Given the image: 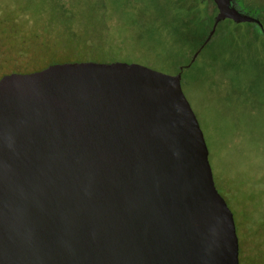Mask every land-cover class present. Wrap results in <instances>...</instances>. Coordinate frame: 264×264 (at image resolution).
<instances>
[{
	"label": "water",
	"instance_id": "obj_1",
	"mask_svg": "<svg viewBox=\"0 0 264 264\" xmlns=\"http://www.w3.org/2000/svg\"><path fill=\"white\" fill-rule=\"evenodd\" d=\"M187 64L59 62L0 78V264H240ZM264 33V29L262 28Z\"/></svg>",
	"mask_w": 264,
	"mask_h": 264
},
{
	"label": "rangeland",
	"instance_id": "obj_2",
	"mask_svg": "<svg viewBox=\"0 0 264 264\" xmlns=\"http://www.w3.org/2000/svg\"><path fill=\"white\" fill-rule=\"evenodd\" d=\"M89 1L93 7L88 13L105 8L99 19L105 48L88 56L101 62H140L175 72L191 58L199 44L195 32L205 26L204 6L190 10L180 0H102V5L100 0ZM0 7V15L5 8L16 16L15 23L24 18L10 0H1ZM247 27L224 20V35L184 70L183 88L204 131L216 186L235 216L240 264H264V38ZM11 39L12 46H20L17 36ZM0 44L5 45L1 37ZM168 44L176 49L169 57L164 52ZM63 45L62 55L75 53ZM33 46L20 60L2 54L0 62L17 58V66L27 67L35 57ZM56 47L45 45L44 50L56 53ZM56 58L52 61H62Z\"/></svg>",
	"mask_w": 264,
	"mask_h": 264
},
{
	"label": "trees",
	"instance_id": "obj_3",
	"mask_svg": "<svg viewBox=\"0 0 264 264\" xmlns=\"http://www.w3.org/2000/svg\"><path fill=\"white\" fill-rule=\"evenodd\" d=\"M10 1L12 2L13 9L25 13L26 16L23 15L24 18L20 17L21 19H19V23H15L14 18H16V16H13L7 9H2V13L0 15V37L2 39V43H5L7 46L5 47V45L2 46V44H0V51L5 49H7V51L8 49L10 50V40H12L11 38H15L17 36L19 39L17 42L20 45L17 47L18 58L20 60V58L24 56L23 54L29 52L32 45H34L33 48H35V57L30 58V63L27 65V68L41 69L44 67L41 66L49 59L52 60L57 56L62 58L61 62L97 61L96 59L91 57L89 58L88 56H92L94 50L96 49L105 48L106 34L100 29L101 26L99 24L100 17H103L105 13L102 0L99 1V4L102 6H100L99 9L97 8V14L94 12H87L91 6L89 0ZM4 2H6V0H4ZM6 4L10 7L8 3ZM94 18H98V20L96 22L92 21ZM206 28L207 21L205 20L204 30L201 31L198 29L195 32L196 36L199 37V44L196 50L203 44L208 35ZM97 30L99 31V34L97 33ZM172 32L173 34L175 33L174 30H172ZM167 33H170V30H167ZM223 35L224 32H221V29L218 30L213 36L211 42H209L203 50L207 46L214 43L218 37ZM30 39H35L37 42L33 43ZM63 44H65L67 48L73 47L75 53L70 54L66 52L67 55H62L61 50H64ZM45 45L53 49L58 46L56 47L57 52L54 53L49 50H44ZM171 45L168 44L167 48L164 50V52L167 51L166 55L168 57L176 51L174 45ZM78 50L85 52L80 51V53H78L76 52ZM4 53L5 52L2 54ZM10 57L11 56L8 55V59ZM113 60L114 59L103 62H112ZM2 61H5V59ZM53 62L54 61H51L50 63ZM188 62L189 61H187V63ZM10 64H12V62H2V64H0V73L2 71L9 70ZM179 67L175 69V72L179 71Z\"/></svg>",
	"mask_w": 264,
	"mask_h": 264
},
{
	"label": "flooded vegetation",
	"instance_id": "obj_4",
	"mask_svg": "<svg viewBox=\"0 0 264 264\" xmlns=\"http://www.w3.org/2000/svg\"><path fill=\"white\" fill-rule=\"evenodd\" d=\"M180 1H182V2H180ZM180 1H179V3L188 6L190 10L191 9L195 10L199 5H203L204 6L203 17H205V20L207 21L206 31L209 33L212 30V27H213L214 17H215V15L218 12V8H217V5L214 2V0H180ZM234 4H235L236 8L238 10L242 11L243 13L248 14V15L254 17V18H258L260 20L261 24H262V27L260 26V24H258L256 22L241 21V22H236V23H239V24L240 23H246L247 26H248L247 28H248L249 32H253V33H255V35H261L264 38V33L262 32V28L264 29V0H234ZM183 16L184 15H181V17H183ZM222 22H220L218 24L215 33L218 30H220V26H221ZM215 33H214V35H215ZM213 36H212V38H213ZM211 40L209 42H211ZM10 47H11V49L10 50L8 49V51H7V49L1 50L0 54L5 52L4 55H7V56L8 55H10V56L18 55V49L15 48V46H12V45ZM53 59H57V58L55 57ZM52 60L49 59L41 67L44 66L43 68H45V67H47L49 65L61 62V61H54L55 63L54 62L50 63ZM190 60H189V62H190ZM17 63H18V59L17 58H13L12 64L9 65L10 69L2 71L0 73V78L2 76L6 75V74H9V73L31 72V71H35V70H40V69H36V68H27L25 65L24 66H19V65L17 66ZM0 64H2V62H0ZM185 64H187V63H185Z\"/></svg>",
	"mask_w": 264,
	"mask_h": 264
}]
</instances>
